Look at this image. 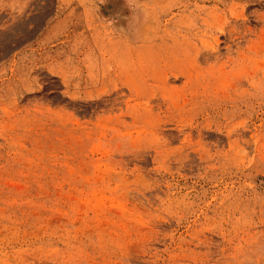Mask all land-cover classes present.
I'll return each mask as SVG.
<instances>
[{
  "label": "rangeland",
  "instance_id": "obj_1",
  "mask_svg": "<svg viewBox=\"0 0 264 264\" xmlns=\"http://www.w3.org/2000/svg\"><path fill=\"white\" fill-rule=\"evenodd\" d=\"M0 264H264V0H0Z\"/></svg>",
  "mask_w": 264,
  "mask_h": 264
}]
</instances>
